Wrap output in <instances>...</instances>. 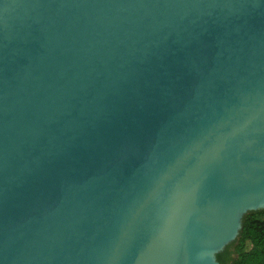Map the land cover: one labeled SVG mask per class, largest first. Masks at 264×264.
Returning a JSON list of instances; mask_svg holds the SVG:
<instances>
[{"label":"water","instance_id":"1","mask_svg":"<svg viewBox=\"0 0 264 264\" xmlns=\"http://www.w3.org/2000/svg\"><path fill=\"white\" fill-rule=\"evenodd\" d=\"M264 209V0H0V264H221Z\"/></svg>","mask_w":264,"mask_h":264},{"label":"trees","instance_id":"2","mask_svg":"<svg viewBox=\"0 0 264 264\" xmlns=\"http://www.w3.org/2000/svg\"><path fill=\"white\" fill-rule=\"evenodd\" d=\"M264 209L245 215L239 237L218 253L221 264H264Z\"/></svg>","mask_w":264,"mask_h":264},{"label":"rangeland","instance_id":"3","mask_svg":"<svg viewBox=\"0 0 264 264\" xmlns=\"http://www.w3.org/2000/svg\"><path fill=\"white\" fill-rule=\"evenodd\" d=\"M259 217L264 218V214H258Z\"/></svg>","mask_w":264,"mask_h":264}]
</instances>
